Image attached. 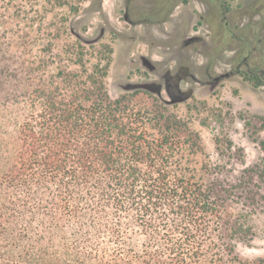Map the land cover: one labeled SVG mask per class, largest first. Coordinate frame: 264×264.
Instances as JSON below:
<instances>
[{"label":"trees","instance_id":"obj_1","mask_svg":"<svg viewBox=\"0 0 264 264\" xmlns=\"http://www.w3.org/2000/svg\"><path fill=\"white\" fill-rule=\"evenodd\" d=\"M10 17L0 11V44L21 55L0 67V264H264L236 253L260 203L248 168L234 183L200 161L202 137L177 101L111 97L109 46L75 39L63 68L52 41L36 49ZM263 29L216 30L212 61L237 48L217 77L264 86ZM253 173L264 186V164Z\"/></svg>","mask_w":264,"mask_h":264},{"label":"rangeland","instance_id":"obj_2","mask_svg":"<svg viewBox=\"0 0 264 264\" xmlns=\"http://www.w3.org/2000/svg\"><path fill=\"white\" fill-rule=\"evenodd\" d=\"M144 1L137 0V3L142 4ZM226 1V6L232 12L236 11L235 17L230 12L228 18L236 30L239 31L249 21H257L258 14L252 18L240 14L254 0ZM0 6H3L0 11H7L11 16L10 23L14 25V30L19 31L18 34L23 35L27 31L31 37L39 40L36 49H42L47 41H52L53 53L57 55L55 65L63 68L70 63L62 58L72 49L70 42L77 39L70 31L71 25L87 38L96 37L104 28L103 37L94 45L96 51L107 50L104 45L112 51L106 81L113 98L134 91L125 90L123 85L126 83H146L155 91L141 90L164 100H174L164 89L159 88L158 84L162 82L160 73L167 69L174 73L182 55L191 57V69L195 76L189 78L185 75V79L180 82L179 88L184 93L176 91L178 96L175 101L179 99L175 102L176 110L193 118L192 126L202 137L206 156H201L200 161L211 163L212 171L224 169L222 177L234 183L239 182L243 170L248 168L246 177H253V182L260 186V189L259 186L253 187L258 191L259 196L256 197L260 200L257 212L252 217L254 235L248 241L237 240L236 253L246 259L264 256V198L260 197L264 195V186L262 180L253 173L257 165L264 164V122L257 117H264V86L254 88L240 74L215 80L217 76L231 70L237 54V48L230 47L221 51L211 61L212 65L207 66L209 54L220 46L213 31L214 27V30L222 28L218 17L212 23L211 39V29L207 23L199 22L195 15L193 19L181 17L183 12L204 10L201 2L181 4L166 23L135 26L123 21L121 14L124 0H0ZM30 24L33 27H28ZM183 29H186L188 37L202 36L206 44L200 50L197 49L199 44L196 49L190 46L180 48V30ZM0 46V67L4 64V55H21L16 48L6 52V46ZM97 54L102 52L94 55ZM143 55L152 59L155 65L153 70L143 65ZM158 90L160 95L156 92ZM3 94L0 92V98ZM19 118H22L21 114Z\"/></svg>","mask_w":264,"mask_h":264},{"label":"flooded vegetation","instance_id":"obj_3","mask_svg":"<svg viewBox=\"0 0 264 264\" xmlns=\"http://www.w3.org/2000/svg\"><path fill=\"white\" fill-rule=\"evenodd\" d=\"M191 2H201L205 7L204 10H192L187 11V13L183 12L181 17L183 19H185V17L193 19V15H195L199 22L207 23L211 29V39L213 33L212 23L215 22V17L219 18L221 25L226 24L227 27H232L230 20L228 19L230 15L229 13L232 12V10L226 6V0H145L142 4L137 3V0H124V7L121 16L123 21L134 26L146 23L163 24L171 19L181 4L190 5ZM243 13L244 16L247 15L251 18L258 14V19L254 23L261 21L264 24V0H254L253 3L245 10L241 11L240 14ZM231 15L235 17L236 11H233ZM248 23H250V21L245 25ZM214 29V38L216 39V30ZM263 31L264 29L261 31V34L264 36ZM217 33H219V30ZM179 44L180 48L190 46L193 49H196V46L199 44L197 48L199 49L201 46L205 45L206 42H204V38L199 35L188 37L186 29H183L180 30ZM178 51L179 49H177V52ZM209 59L210 61H208L209 63H207V66L212 65V52L209 54ZM192 66L193 61L191 57L182 55L174 73H170L168 69L160 73L162 82L158 84L159 88L164 89L167 94L175 100V97L178 96L176 91L181 94L184 93L180 90L179 86L180 82L185 79V75H187L186 77L194 78L195 74L191 69ZM176 100L179 101V99Z\"/></svg>","mask_w":264,"mask_h":264},{"label":"water","instance_id":"obj_4","mask_svg":"<svg viewBox=\"0 0 264 264\" xmlns=\"http://www.w3.org/2000/svg\"><path fill=\"white\" fill-rule=\"evenodd\" d=\"M70 31L72 32V34H74L76 36V38L78 40H80L81 42L85 43V44H94L96 42H98L104 35L105 33V29L102 28L99 35H97L96 37L94 38H87L85 37L84 35H82L81 33L75 31L73 28H72V25L70 26ZM142 59V63L144 66H146L148 69L150 70H153L155 68V65L152 61V59H150L149 57L143 55L141 57ZM217 81L220 80V77H217L216 78ZM123 88L125 90H135V89H147V90H150V91H155V89H151L150 85L149 84H146V83H126L123 85ZM158 95H160V90L156 91ZM168 103H174L175 101L174 100H171V101H168L166 100Z\"/></svg>","mask_w":264,"mask_h":264}]
</instances>
